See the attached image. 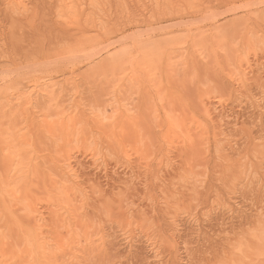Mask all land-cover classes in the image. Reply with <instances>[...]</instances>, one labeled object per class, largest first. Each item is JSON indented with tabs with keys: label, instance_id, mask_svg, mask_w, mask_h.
I'll list each match as a JSON object with an SVG mask.
<instances>
[{
	"label": "rangeland",
	"instance_id": "obj_1",
	"mask_svg": "<svg viewBox=\"0 0 264 264\" xmlns=\"http://www.w3.org/2000/svg\"><path fill=\"white\" fill-rule=\"evenodd\" d=\"M192 1L196 5L190 0L188 4L181 3H185L184 6L174 3V8L163 0L160 3L156 0H79L80 3L86 2L82 6L84 10L79 6L78 11H73L70 0H24V6L14 8V11L13 7L6 6L5 0H0V92L5 91L12 97L15 96L18 91L13 83H18L20 79L30 82V76L33 75L43 76L46 82L60 80V83L61 79L74 77L72 80L75 85H68L65 94L62 93L61 108L66 106L67 114L73 110V103L77 105L80 102L77 105L80 111L86 114L93 112L103 119L101 121L104 126L99 129L90 121L82 120L83 114L77 113L81 118L77 114H71L72 117L70 115L66 121L71 124L74 121V127L78 128L72 127L70 132L59 121L62 120V115L55 112H59L60 108L55 110L46 101L41 108L46 110L43 121H49L52 125L46 122L45 126L48 124L51 128L47 126L49 135L45 133L40 137L44 140L41 145L45 150H41L43 147L40 145L36 148L39 149L36 151L38 155H41L40 161L43 160L41 162L45 164L48 161L46 158L50 160L58 155L66 159L70 157L75 167V161L81 164L78 170L82 175L76 182L80 184L78 196L81 194L82 201L78 197L79 205L76 201L75 204L80 206L78 211L86 216L88 224L92 223L94 226L90 225L91 229L77 228L80 236L75 237L78 234L76 231L74 243L87 242L90 235L91 246L96 243L99 249L93 251L88 260L85 257L87 255L84 256L76 248V252H79H75L76 256L82 258L77 259L80 263L226 264L235 245L240 242L248 243L249 234L255 230L264 233V87L255 84L252 79L247 80L248 85L246 81L245 87L238 83V78H241L239 75L243 72V77H246L245 74L250 69L261 74L264 82V0H205L204 5L209 8L208 11L200 6L203 5L202 0ZM223 27L231 30L227 33V28L225 29V38L214 36L213 32L217 33L218 30L220 33ZM199 30L203 32L198 33ZM197 37L199 44L202 43L200 40L203 41L201 46L206 41H212V48L208 43L205 44L206 48L204 46L205 50L198 47ZM147 41L150 45L153 44L152 47L158 43L163 46L169 44V48L163 47L171 53V59L165 64L168 69H163L164 66L157 69L158 73L152 70L155 72L154 76L160 75L157 80L153 73L152 77L148 76L146 68L142 71L136 68L138 72L132 75V84L123 85V72L127 70V74L131 73L130 65L128 61V64L125 62L124 57L131 56V46H148ZM200 51L204 54H200ZM176 55L180 56L179 59L184 58V64H181L183 58L179 65L176 64L177 61L173 60ZM238 55H241L242 60L236 63ZM121 56H124L123 61ZM192 56L199 59V63H189ZM120 61L125 62V65L121 66ZM238 64H242V67H238ZM124 66L130 69L124 70ZM79 74H83L85 78L77 77ZM146 76L149 78L146 79ZM225 83L226 88L221 90L223 94L220 95L219 102L216 93L211 95L213 91L211 93L209 89H214V86L220 89L219 86ZM207 90L211 93L210 97L207 94L209 99L206 98L212 104L210 106L209 103L211 111L217 108L216 115L219 113L230 116V123L224 128L215 125L216 118L209 121L203 116L199 97L203 94L205 96ZM246 97L260 103V107L254 109ZM48 114L50 116L47 120ZM185 114L190 115L192 120L194 117L201 121L202 126L206 127L203 128L205 131L199 132L202 126L198 120L196 125L191 120L189 122L192 123L189 124ZM177 115L188 123L184 125L187 126L186 130L178 126V121L173 123V128L171 125L168 127L170 130L164 126L166 116L178 120ZM5 124L4 127L7 128ZM196 127L197 130L192 129ZM219 130L224 131V134L215 137L214 134ZM197 132L202 134L201 138ZM57 135L59 138L56 139ZM61 135L63 140L66 136L69 137L68 149L60 146L63 141ZM73 135H76L74 140ZM192 135H197L200 139L196 137L197 140ZM59 139L60 144L56 143ZM197 141L202 142L201 146ZM52 143L63 150L62 156ZM48 144L50 148L52 144V155L48 154L50 150L47 151L45 146ZM163 158L170 160L171 167L168 169L162 165ZM91 183L103 194L94 193L89 187ZM38 190L35 191L36 194ZM38 195L43 196V193L38 192ZM44 200L38 206L44 217L51 219V212L48 211L50 205L45 203L47 199ZM12 207L14 206H10ZM11 226L15 228L14 225H10V228ZM14 231L16 232L15 229ZM5 233L10 239L18 238L12 231ZM43 233L46 235L48 232L43 229ZM4 235L2 234L3 240L8 241L9 238L6 239ZM109 237L112 238L111 242L108 241ZM64 239L68 240L65 243L68 250L74 243L72 244L69 236L63 238V242ZM65 259L64 264L73 262L71 258ZM24 262L26 261L23 264H27Z\"/></svg>",
	"mask_w": 264,
	"mask_h": 264
},
{
	"label": "bare ground",
	"instance_id": "obj_2",
	"mask_svg": "<svg viewBox=\"0 0 264 264\" xmlns=\"http://www.w3.org/2000/svg\"><path fill=\"white\" fill-rule=\"evenodd\" d=\"M6 1V6L8 7H13L12 10H14V8H19L21 6H24V0H5ZM72 1V5H71V9L73 11H78V7L79 6H83V4H86L83 3V2H78L79 0H70V2ZM158 3H160L159 1L160 0H156ZM166 1L170 6L172 5V7L176 4L174 3H177L181 6H184V4L187 2L190 1V0H163V2ZM198 1V0H197ZM196 1V2H197ZM223 1V0H222ZM130 2V1H129ZM145 2V1H144ZM155 2V1H154ZM162 2V0H161ZM185 2L183 5L181 3ZM191 2H193L191 0ZM204 2L205 0L201 3H203L204 5ZM143 3V2H142ZM152 3V2H151ZM170 3H173V4H170ZM195 5L196 3L193 2ZM147 4V3H146ZM200 4V2H199ZM199 4L197 5L199 7ZM88 5H89V2H88ZM161 5V4H160ZM186 5V4H185ZM193 5V4H192ZM193 5V6H195ZM202 4L200 6H202V8L204 9V7L206 5L203 6ZM145 6V5H144ZM167 6V5H166ZM84 7V6H83ZM82 7V9H83ZM87 7V6H86ZM85 7V8H86ZM141 7V6H140ZM177 7V6H176ZM180 7V6H178ZM209 7V6H208ZM7 8V7H6ZM93 8V7H92ZM171 8V7H170ZM175 8V6H174ZM200 7V9H202ZM211 8V7H210ZM10 9V8H9ZM172 9V8H171ZM20 10V9H19ZM84 10V9H83ZM86 10V9H85ZM199 10V9H198ZM208 11L209 8H206L204 9V11ZM15 11V10H14ZM201 11V10H199ZM203 11V12H204ZM90 19V18H89ZM93 20V19H92ZM95 21V20H93ZM65 27V26H64ZM93 27V26H92ZM98 27V26H97ZM227 28V33H228V30H229V27H223V29L221 28L222 31H226L225 29ZM197 29V28H196ZM92 30V29H91ZM232 30H233V27H232ZM200 31V30H199ZM202 31V30H201ZM198 32V33H201ZM216 32H213L214 33V36L215 35H218L219 37H224V34L225 33H222V31L220 33H218V30H216ZM231 30H229L230 32ZM203 32V31H202ZM97 33V32H96ZM194 33V32H193ZM232 33V32H231ZM184 34V33H183ZM192 35V33H191ZM201 35L200 34V38H201ZM207 35V34H205ZM228 35V34H227ZM195 36V35H193ZM198 36V34H197ZM242 36V35H241ZM191 37V36H190ZM229 37V36H228ZM170 38V36L168 37ZM167 38V39H168ZM172 38V37H171ZM210 38V37H209ZM208 38V39H209ZM214 38V37H213ZM216 38V37H215ZM243 38V37H242ZM241 38V39H242ZM166 39V38H165ZM176 39V38H175ZM203 39V38H202ZM205 39V38H204ZM208 39H205V40H208ZM226 39L227 36H226ZM231 39V38H230ZM171 40V39H170ZM174 40V39H173ZM211 39H209L210 41ZM248 40V39H247ZM163 41V40H161ZM178 41V40H177ZM216 42V40H214ZM220 41V39H219ZM230 41V40H229ZM232 41V40H231ZM246 41V40H245ZM157 42V41H156ZM160 42V41H159ZM179 42V41H178ZM200 42L203 43V41L200 40ZM212 42V41H210ZM210 42H207L208 45L212 48V45ZM224 42V41H223ZM134 43V42H133ZM140 43V42H138ZM147 43L149 44V41H147ZM146 43V44H147ZM152 43V41L150 42ZM154 43V42H153ZM193 43V42H192ZM197 43H198V37H197ZM195 43V44H197ZM202 43H198L200 46V48H203L204 49V45L201 46ZM219 43V42H218ZM228 43V42H227ZM241 43V42H239ZM250 43V42H249ZM135 44V43H134ZM142 44V42L140 43ZM213 44V42H212ZM231 44V42H230ZM131 45V44H130ZM150 45V44H149ZM148 45V46H149ZM153 45V44H151ZM150 45V47L146 46L145 44L143 45H138L136 46L135 48L131 46V53H130V57L129 59H127L128 57H124V56H121V61H123L124 59L125 62L128 61V65H130V68H131V73L127 74L126 73V69L129 68V67H123L125 71V73L123 72V76L125 74V76L123 77L122 79V84L123 85H131L132 82H133V78H132V75L135 74V72H138V71H142V70H145L146 68V72L148 71L149 73L151 72V74L147 73L148 76H151L152 73H153V76H154V73L157 72V69L159 68H163L165 66V64L167 63L166 61L170 60V56H171V53H169L168 50H166L165 48L163 47H168L169 44H167V46H163L162 44L158 43L157 45L155 44L154 47H152ZM233 45V43L231 44ZM228 46V45H227ZM237 46V45H236ZM214 47V46H213ZM240 47V45H239ZM169 48V47H168ZM173 48V46H172ZM206 48V46H205ZM210 48V49H211ZM125 50V49H124ZM123 50V51H124ZM128 50V49H127ZM130 50V49H129ZM176 50V48H175ZM205 50V49H204ZM215 50V48H214ZM229 50V49H228ZM122 51V50H121ZM122 51V52H123ZM226 51V50H225ZM185 52V50L183 51ZM201 52V51H200ZM210 52V51H209ZM208 52V53H209ZM127 53V52H126ZM206 53V54H208ZM121 54V52H120ZM124 54V53H123ZM122 54V55H123ZM178 54V53H177ZM200 54H204L203 51L200 53ZM174 55V54H173ZM199 55V53H198ZM177 56V55H176ZM179 56V55H178ZM175 57V59H173L174 61H177L176 64L179 65V61L181 63L182 61V58H178ZM208 56V55H207ZM212 57V55H210ZM229 56V55H228ZM124 57V58H123ZM180 57V56H179ZM241 55H238V59L236 61V63L238 62H241L239 60H242L240 59ZM193 58V56H192ZM191 59V64H195L196 62L199 63V59L197 60L195 57V61ZM203 58V57H202ZM217 58V57H216ZM215 58V59H216ZM243 58V57H242ZM201 59V57H200ZM226 59V58H225ZM228 59V57H227ZM120 60V59H119ZM172 60V61H173ZM186 60V59H185ZM189 60V59H187ZM197 60V61H196ZM120 61V62H121ZM216 61V60H215ZM233 62V59L231 60ZM244 61V60H243ZM125 62H121L123 66V64L125 65ZM184 58H183V61L181 64H184ZM245 62V61H244ZM187 63V61H186ZM188 63V64H189ZM190 64V65H191ZM234 64V62L232 63ZM244 64V63H243ZM248 64V63H247ZM119 65V64H117ZM167 65V64H166ZM171 65V64H169ZM173 65V64H172ZM189 65V66H190ZM237 65V64H236ZM235 65V66H236ZM239 65L241 66L242 64H238V67ZM193 66V65H192ZM167 66H165V68L163 69H166ZM180 67V66H179ZM183 68V66H181ZM242 67V66H241ZM42 68V67H41ZM126 68V69H125ZM129 68V69H130ZM136 68H138V71H136ZM248 68V67H247ZM168 69V67H167ZM244 69V68H243ZM22 70V69H21ZM31 70V69H30ZM36 70V69H35ZM152 70H155L152 71ZM117 71V70H116ZM121 71V70H120ZM130 71V70H129ZM243 71V70H242ZM249 71V70H248ZM122 72V71H121ZM240 72V71H239ZM243 73V72H242ZM241 73V74H242ZM29 74V73H28ZM138 74V73H136ZM168 75V72L166 73ZM239 75L241 76V78H238L240 80H238V83L243 87H245L246 85H248V82L247 80H250L252 79L253 82L261 87H264V82L262 81L260 75L258 74V72H254V70H251L249 71V73L245 74V75H249L247 78L246 77H243L244 74L242 75ZM73 75V74H72ZM80 75V74H79ZM77 76V77H82V78H85L83 77L82 75L80 76ZM21 76V74H20ZM70 76V75H68ZM137 76V75H136ZM158 76H160L158 74ZM158 76H154V77H158ZM15 77V76H14ZM65 77V76H63ZM152 77V76H151ZM236 77V76H235ZM16 78V77H15ZM31 80L30 82H25V80H21L18 82V83H13V81H10L11 83H13V85H15V90L18 91V93L12 97V95H10L9 93H6L5 91H2L0 92V125L2 123H6L5 126L7 128L4 127V124H2L3 126H1L3 128L0 127V243L2 241H4L3 237H2V234H6L5 232L9 230V232H14L16 233L15 235L18 236V238H12L10 239L9 236L7 235L6 239H8V241H4L0 244V264H23V261H26L24 263H27V264H64L65 262V258L67 257L68 260H70L69 258L73 259V262L71 261L70 263L71 264H83L84 261H78L77 259L81 258L78 256H76L75 252H76V248H79L80 250L79 251H82L80 253L87 255L85 256L86 258H88L89 260V257H91V254L93 251H98L97 249H99V246L98 244L96 245V243L94 244V246L92 247L91 246V238H90V235L88 236L89 238H87V242H83V243H78L76 242V244L74 243L75 242V238H74V235H75V232L78 233V230L77 228H82V227H87V229H91L92 226L90 225H93L92 223L91 224H88V221L85 220V217L84 214H81L79 211H78V208L80 206H76L75 204V201L78 202L77 199H79L78 197L81 196H78L79 195V192H80V184L77 183L76 179H79L80 175H82L80 173V171L78 170V167L79 165H81L79 163V161H75V165L77 167L74 166V164L71 163L70 161V157H68L67 159L66 158H62L60 156L57 155V157H52L50 160L49 158H45L49 161H47L45 164H48V165H45L43 164L41 161H40V156L41 155H38V153L36 151H38L39 149H36V148H39L37 146L40 145V147H43V149L41 148V150H45L44 149V146L41 145L43 144L44 140L42 141L40 139V137H42L43 135L48 134L47 133V126L50 128V126L52 125L49 124L48 122L49 121H46L48 124L47 126H45V123L43 120L45 119L44 116L46 113H44L45 111L44 110H41V108H43L44 106H42V104L44 103H51L52 107L54 106L55 107V110L60 108L61 112H57V110L55 111L56 113H58V115H62L61 119H59V121H61V124L62 125H65L64 126V129L65 130H68L69 128V131L70 129H72V127H74V121H73V124L68 123L67 121V118H70V115L72 114H83V117L82 120H86L87 122L89 123H92L94 126H96L97 128L99 127V129H101L100 127H103L104 124L102 123L101 118H99L98 115L96 114H93V112H89V113H85L84 111H80V107L78 108L77 105H79V103L76 105H74L73 103V110L70 111L69 113L66 114L67 109L66 106L63 108L62 107V103H63V100L61 99L62 97V93L65 94V89L67 88L68 89V85H70L69 87H71V85H75V82L73 79H75L74 77H71V78H67L65 80H62L61 79V83L58 81V80H54L53 82H46L45 80H43V76H39V75H33V76H30ZM78 78V79H79ZM88 78V77H87ZM86 78V79H87ZM140 78V77H139ZM149 78V77H148ZM147 76H146V79H148ZM156 78H155V81H156ZM159 78V77H158ZM157 78V80H158ZM167 78V77H166ZM60 79V78H59ZM84 80V79H83ZM251 80V81H252ZM160 81V79H159ZM158 81V82H159ZM240 81V82H239ZM246 81H247V84H246ZM59 82V83H58ZM157 82V83H158ZM225 82V81H224ZM235 82V81H234ZM252 82V83H253ZM156 83V82H154ZM161 83V82H160ZM221 83V82H220ZM8 84V83H7ZM6 84V85H7ZM30 84V86H29ZM228 84V83H227ZM246 84V85H245ZM12 85V84H11ZM158 86V85H156ZM226 86V83L225 85L222 84V86H219V88H216L215 86L212 87L214 89L210 90L211 93L213 91V93H205L206 95L203 96L201 95V97H199V106L201 105V108L203 110V116L208 119L209 121L213 120V117L216 118L214 120V122H217V125L218 127H223L227 124V123H230L228 118L230 117L228 114H217L216 113L218 112L217 108L216 109H212L211 111V108L210 106H212L211 102H208L207 98L208 96L210 97L211 95H215L216 93V96L218 97V101L221 100L220 99V95L223 94L221 92V90H224L223 87ZM239 86V85H238ZM239 86V87H241ZM73 88H75V86H72ZM163 87V86H162ZM222 88V89H221ZM226 88V87H225ZM219 89V90H218ZM228 89V88H227ZM241 89V88H240ZM218 90V91H217ZM234 90V89H233ZM238 92L239 89H237ZM16 91V92H17ZM215 91V92H214ZM219 93H217V92ZM232 91V90H231ZM10 92V91H9ZM221 92V93H220ZM224 92V91H223ZM229 92V91H228ZM232 93V92H231ZM230 93V94H231ZM208 94V96H207ZM211 94V95H210ZM218 94V95H217ZM229 94V95H230ZM11 97H10V96ZM67 95V94H66ZM234 95V94H233ZM245 96V94H244ZM64 97V96H63ZM222 97V96H221ZM233 97V96H231ZM207 98V99H206ZM243 98V97H242ZM247 98V97H246ZM249 98V97H248ZM246 99L248 102L251 100L250 98L249 99ZM260 98V97H259ZM206 99V100H205ZM216 100V98H215ZM46 101V102H45ZM210 101V100H209ZM244 101V100H243ZM220 102V101H219ZM48 103V104H49ZM209 103H210V106H209ZM251 105L254 109H257L259 108L260 106L258 104L260 103H256L255 101H250ZM46 105V104H45ZM49 104V106H51ZM215 105V104H214ZM48 106V105H47ZM48 106V107H49ZM70 106V105H69ZM68 107V106H67ZM72 107H70L72 109ZM183 107V106H182ZM46 108V107H45ZM69 108V110H70ZM185 108V107H184ZM193 108V107H192ZM130 109V108H129ZM217 110V112H216ZM43 111V112H42ZM48 112V110H47ZM185 112H187L185 110ZM197 112V110H196ZM200 111H198L199 113ZM214 112V114H213ZM221 112V111H220ZM165 114V112H163ZM201 113V112H200ZM222 113H225L224 111ZM77 114V116H78ZM79 114V115H80ZM213 114V115H212ZM56 115V114H55ZM71 115V117H72ZM166 115V114H165ZM164 115V116H165ZM183 116V114H181ZM202 115V114H201ZM47 116V120H48V117L50 116L49 114L46 115ZM186 116V119L188 117V122L189 120H191L189 122L196 125V121L198 119H195L194 117L193 120L188 116V114H185ZM195 116V115H194ZM79 118H81L80 116H78ZM77 117V118H78ZM75 117H73V120H74ZM167 118V119H166ZM169 118V119H168ZM183 118V117H182ZM4 119V120H2ZM17 119H19V121H17ZM164 119H166V122L164 124V126H166L167 129H169L168 127L171 125H173V123L175 121H178L176 123H178L179 127L182 126V129L185 128V130L187 129V126L185 127V123H186V120L185 119H181V117H179L177 115V119L178 120H173L171 119L169 116H166ZM16 120V121H15ZM67 120V121H66ZM201 120V119H200ZM58 121V120H57ZM71 121V120H70ZM2 122V123H1ZM18 122V123H17ZM42 122H44V124H42ZM76 122V121H75ZM199 122V120L197 121ZM201 122V121H200ZM199 122V123H200ZM212 122V123H214ZM67 123V125L65 124ZM78 123V122H77ZM131 123V122H130ZM58 124V123H57ZM79 124V123H78ZM77 124V125H78ZM83 124V123H82ZM180 124H183V125H180ZM188 124V123H186ZM16 125V126H15ZM56 125V124H55ZM102 125V126H100ZM122 125V124H121ZM126 125V124H125ZM213 125V124H212ZM9 126V127H8ZM45 126V127H44ZM127 126V125H126ZM184 126V127H183ZM200 126H202V122L200 123ZM204 126V125H203ZM201 127L199 130V132L201 131V133L205 130H203L204 127ZM53 127V126H52ZM58 127V125H57ZM61 127V125L59 126ZM174 127V126H173ZM172 127V128H173ZM217 127V128H218ZM48 128V129H49ZM75 129L78 128V127H74ZM73 128V129H74ZM122 128V127H121ZM198 127L196 128H192V129H195L197 130ZM206 128V127H205ZM204 128V129H205ZM216 128V126H215ZM222 128V129H223ZM24 129L27 131H24ZM51 129V128H50ZM49 129V130H50ZM60 129V128H59ZM128 129V128H127ZM166 129V130H167ZM181 129V130H182ZM190 129V130H192ZM221 129V128H219ZM53 130V129H52ZM56 130V129H55ZM62 129H60L61 131ZM170 130V129H169ZM183 131V132H186V131ZM203 130V131H202ZM224 130V129H223ZM59 131V130H57ZM57 131H54V132H57ZM72 131V130H71ZM70 131V132H71ZM76 132V130H74ZM83 130H81L82 132ZM125 131V130H124ZM3 132V133H2ZM51 132V131H50ZM53 132V131H52ZM74 132V134H75ZM119 132V131H118ZM127 132V131H126ZM129 133L130 130L128 131ZM136 132V131H135ZM167 132V131H166ZM189 132V130H188ZM194 132V130H193ZM199 132H197L196 134H198L199 136L202 135L200 134ZM224 131H221L219 130L217 133L214 134L215 137H219V136H222V134ZM83 133V132H82ZM109 133V132H108ZM137 133V132H136ZM135 133V134H136ZM205 133V132H204ZM203 133V134H204ZM2 134V136H1ZM121 134V133H120ZM126 134V133H125ZM189 134V133H188ZM191 134V132H190ZM49 135V134H48ZM65 135V134H64ZM83 135V134H82ZM119 135V133H118ZM122 135H123V132H122ZM187 134L185 133V136ZM206 135V134H204ZM225 135H226V132H225ZM224 135V137H225ZM55 136V135H54ZM52 136V137H54ZM62 136V135H61ZM61 136H60V139H61ZM76 136V135H75ZM73 135V140H74V137ZM81 136V135H80ZM124 136V135H123ZM214 136H212L213 138H215ZM50 137V136H48ZM130 137H133V136H130ZM188 137V135L186 136ZM190 137V135H189ZM193 137V135H192ZM196 137H198L197 135L194 136L193 138L197 139ZM46 138V137H45ZM55 138V137H54ZM59 138L58 135L56 137V139ZM85 138V137H84ZM119 138V137H118ZM201 138V136H200ZM198 137V139H200ZM60 139L59 141H56V143H59L60 142ZM81 139V137L79 138ZM125 139V138H124ZM192 139V138H191ZM193 139V140H195ZM197 139V140H198ZM218 139V138H217ZM216 139V141H217ZM226 139V138H225ZM33 140V141H32ZM50 140V139H49ZM62 140H63V136H62ZM128 140V139H126ZM135 140V139H134ZM188 140V139H187ZM219 140V139H218ZM224 140V138L222 139ZM227 140V139H226ZM32 141V143L30 142ZM35 141V142H34ZM42 143H41V142ZM55 139L53 140V143H54ZM117 141V140H116ZM125 141V140H123ZM214 141V140H213ZM34 142V143H33ZM70 142L69 140V137H65V139L63 141H61L59 144L60 146L62 147L63 146V149L64 148H67V144ZM130 142V141H129ZM191 142V140L189 141ZM198 142V141H197ZM222 142V141H221ZM264 142V141H263ZM262 142V144L264 145V143ZM52 143V144H53ZM120 144V142H118ZM200 143L199 146H201L202 142H198ZM228 143V142H227ZM36 144V146L34 147V145ZM47 144V142H46ZM52 144H51V148L48 145H45L47 147V151L50 150L48 152V154L52 155L51 153V149H52ZM162 144V143H161ZM164 144V143H163ZM192 146H197V143L195 142V145H193L194 143H190ZM189 144V145H190ZM254 144V142H253ZM257 143H255L256 145ZM33 145V146H32ZM55 145V144H53ZM190 145V146H191ZM213 145V144H212ZM228 145V144H227ZM259 145V144H257ZM261 145V144H260ZM69 146V145H68ZM123 146V145H122ZM121 146V147H122ZM191 146V147H192ZM218 146V145H217ZM230 146V145H229ZM262 146V145H261ZM57 147V148H56ZM59 145H55V148L56 151H58L59 153V150L60 152L63 151ZM216 147V145H215ZM123 148V147H122ZM212 148V147H211ZM58 149V150H57ZM68 149V148H67ZM165 149V148H164ZM163 149V150H164ZM166 150V149H165ZM221 150V149H220ZM222 151V150H221ZM66 152V151H64ZM68 152V151H67ZM221 153V152H220ZM55 154V153H53ZM65 154V153H64ZM63 154V156H65ZM163 154L164 151H163ZM163 154H161L163 156ZM56 155V154H55ZM62 156V152L60 154ZM68 155V154H67ZM127 155V154H126ZM221 155V154H220ZM93 156V154L91 155ZM222 156V155H221ZM51 157V156H50ZM165 157V155H164ZM167 157V156H166ZM165 157V158H166ZM43 158V156H42ZM169 158V157H167ZM45 159V160H46ZM164 163H162L163 166H165V168L168 169V167L171 165L169 164V161L170 160H167V159H164ZM51 163V164H50ZM96 163V162H95ZM97 167V166H96ZM171 167V166H170ZM174 168V167H173ZM170 169V168H169ZM132 171V170H131ZM82 172V171H81ZM165 174V173H164ZM127 179V178H126ZM85 181V180H84ZM91 182V181H90ZM84 183V182H83ZM59 185V187L57 186ZM97 185V184H96ZM82 186V185H81ZM89 187H91L93 190L94 193L98 192L99 194H103V192L101 193L100 189H98V187L94 186V184H89ZM40 191H39V190ZM86 189V188H85ZM36 190L37 191V194H36ZM91 191V190H90ZM103 191V190H102ZM38 192H41V194L43 193V196H39L38 195ZM84 192V191H83ZM83 194V193H82ZM87 194V193H86ZM91 195V194H90ZM43 199H47L46 200V204L48 203L50 205V208L48 206V211L51 212V219H46V217H44V214L41 212L40 210V205L39 203H42V200ZM81 201H82V198L80 197ZM79 199V201H80ZM44 200V201H45ZM11 204V205H10ZM75 204V205H74ZM89 204V203H88ZM17 208H16V206ZM39 205V206H38ZM78 205H79V202H78ZM10 206H14L12 207L13 209L16 208V209H12L10 208ZM51 206H52V209H51ZM76 206V207H74ZM92 207V206H91ZM118 207V206H117ZM46 208V207H45ZM80 209V208H79ZM91 209V208H90ZM94 209V208H93ZM52 210V211H51ZM82 210V209H81ZM232 210V209H231ZM15 211H18V212H15ZM126 211V210H124ZM91 212V211H90ZM129 212V211H128ZM48 213V212H47ZM84 213H86L84 211ZM98 213V212H97ZM123 213V212H122ZM127 214V213H126ZM234 214V213H233ZM46 215V214H45ZM49 215V214H48ZM47 215V216H48ZM89 215V214H88ZM87 215V217H88ZM95 215V214H94ZM50 216V215H49ZM90 217V216H89ZM92 218V217H91ZM90 219V218H89ZM91 220V219H90ZM195 220V219H194ZM92 221V220H91ZM9 222V223H8ZM11 222V224H10ZM13 222V224H12ZM94 222V220H93ZM173 223V222H172ZM14 225L15 228H13L11 226V228H13V230L10 228V225ZM58 225V226H57ZM90 226V228H89ZM94 226V225H93ZM171 228V227H170ZM14 229L16 230V232L14 231ZM43 229H46L47 230V234L46 235H43ZM97 229V228H96ZM95 229V230H96ZM262 229V228H260ZM264 229V228H263ZM11 230V231H10ZM93 230V229H92ZM98 230V229H97ZM5 231V232H4ZM257 230H255V232L253 231V233L249 234V237H248V243H239L238 245H235V249L233 251H231L230 254H232L231 256H229V258H227V263L226 264H260V263H264V233H259V232H256ZM258 231H262V230H258ZM264 231V230H263ZM94 233V232H93ZM10 235V233H7ZM84 234V232H83ZM99 234V232H98ZM96 235V233H95ZM12 237L14 236L13 234L11 235ZM10 236V237H11ZM16 236V237H17ZM66 236V237H64ZM67 236H69L71 238V242L72 244L74 243V245H72L68 250H67V245L65 244L67 241L66 239H64V242L62 241L63 238H67ZM80 236V232L75 235V237H78ZM92 236V235H91ZM82 237V235H81ZM80 237V238H81ZM94 238V234H93V237ZM105 238V236H104ZM108 238V237H107ZM172 238V236L170 237ZM17 240V242H21L19 244V242H15L14 241ZM19 239V240H18ZM79 239V238H77ZM100 240V238H98ZM96 240L97 242H99V240ZM112 239L109 237L108 241ZM82 240V239H80ZM78 240V241H80ZM88 240H90V242H88ZM106 240V239H105ZM61 241L63 243H61ZM95 241V242H96ZM112 240H110L111 242ZM169 241V239H168ZM171 241V240H170ZM247 241V240H246ZM53 242V243H52ZM105 242V241H104ZM172 242V241H171ZM61 243V244H59ZM91 243V244H90ZM100 246L102 245L101 242H99ZM106 243V242H105ZM4 244V245H3ZM8 244V245H6ZM65 246H63V245ZM70 244V243H68ZM108 244V243H107ZM173 245V242L171 243ZM16 245H22V247L20 248L19 246H16ZM55 245V246H54ZM60 247H59V246ZM111 245V244H110ZM53 246V247H52ZM237 246V247H236ZM5 247H8L5 248ZM20 249H19V248ZM65 249V250H62V248ZM98 247V248H97ZM106 247V246H105ZM108 247V246H107ZM18 248V249H17ZM56 248V249H54ZM59 248V249H58ZM109 248V247H108ZM111 248V246H110ZM113 248V247H112ZM111 248V249H112ZM234 248V247H233ZM110 249V250H111ZM115 249V248H114ZM188 249V248H187ZM60 250V251H59ZM62 250V251H61ZM67 250V251H66ZM75 250V251H74ZM109 250V249H108ZM78 251V250H77ZM106 251V250H105ZM113 251V250H112ZM85 252V253H84ZM111 252V251H110ZM108 252V253H110ZM76 253H79V252H76ZM107 253V254H108ZM80 254V255H82ZM101 254V253H100ZM116 254V253H115ZM93 255V254H92ZM83 256V255H82ZM61 258H64L62 261H61ZM95 258V257H94ZM105 258V256H104ZM74 259H75V262H74ZM101 259V258H100ZM68 260L66 261V263L68 262ZM80 260V259H79ZM82 260V258H81ZM85 260V259H84ZM94 259H92L93 261ZM64 261V262H63ZM87 260H85L86 262ZM91 261V260H90ZM91 261V262H92ZM100 261V260H99ZM96 262V261H94ZM225 263V262H224ZM88 264V263H87ZM92 264V263H91ZM95 264V263H94Z\"/></svg>",
	"mask_w": 264,
	"mask_h": 264
}]
</instances>
